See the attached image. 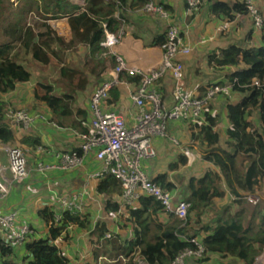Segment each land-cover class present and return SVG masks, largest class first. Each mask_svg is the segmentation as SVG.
Here are the masks:
<instances>
[{"label":"trees","instance_id":"1","mask_svg":"<svg viewBox=\"0 0 264 264\" xmlns=\"http://www.w3.org/2000/svg\"><path fill=\"white\" fill-rule=\"evenodd\" d=\"M79 1H83V6L72 4L69 0H17L16 6L12 7L9 0H0V96L13 91L18 84L29 82L31 78L30 71L19 61L22 59L19 50L23 49L22 44L26 48L31 46V40L24 37L26 24L22 14L33 9L42 17L47 16L45 20H67L70 39L65 42L63 38L56 37L50 45L63 51H75L79 46H86L89 50L84 57L85 67L92 75L98 72L97 79L106 69H114V56L107 55V50L101 46L105 32L115 34L122 30L124 33L129 23V13L141 10L147 0ZM204 3L210 5L209 11L213 17L223 21L232 22L236 16H249L244 0L232 4L224 0H205ZM260 16L264 27V18ZM163 42L164 37H161L152 45L161 46ZM30 49L35 51L37 48L32 44ZM209 64L222 69L242 67L226 77V83L233 84L231 92L241 96L236 104L228 103L225 106L229 124L226 145L229 150L219 146L220 136L214 131L219 118L211 115L206 108L203 112L204 124L198 122L191 126L192 138L203 144L205 161L217 171L208 170L200 178H190L188 181L187 197L180 199L190 204L184 222L172 214H168L169 222H161L159 215L167 213L155 199L141 196L135 209L127 210L133 231L131 239L122 241L118 236L105 239V226L97 224L92 242L95 245V260L104 259L103 264H109L108 260L113 261L112 264H137L135 259L139 257L146 264H171L183 250L196 249L194 243L190 242L192 239L200 243L204 252L202 258L192 259L188 264H208L212 255L255 264L257 257L264 254V203L262 206L255 205L249 211L242 202L244 195H255L260 188L264 192V43L258 48L231 45L209 56ZM77 73L68 65L59 70L60 78L67 80L69 87ZM126 79L135 84L139 82V78ZM253 81L259 82L260 87L251 85ZM86 83V75L82 74L74 88L83 89ZM53 92L52 86L39 83L34 90L35 101L49 109L52 121L57 125L64 126L62 118L66 117L71 120V128L81 134L87 133V129L81 125L87 121V115L72 108L73 95L64 93L59 96ZM109 97L116 102L119 97L116 88L110 89ZM5 111V104L0 100V144L21 150L22 145L39 147V140L31 137H24L19 145L15 144L16 133L5 119ZM254 113L258 115L259 128L251 121ZM73 151L79 152L78 149ZM184 163L185 160L180 159L169 168L173 170ZM150 179L165 191L174 190L166 175ZM97 191L105 195H120L121 189L112 176L106 175L101 178ZM226 192L240 208L231 212V204L216 206L214 214H211L215 200L227 197ZM107 208L114 212L117 204H110L108 200ZM206 213L211 217L204 222L203 215ZM54 215L51 208L38 212V217L47 225L48 235L40 239L28 238L22 245L24 253L19 263L9 262L14 249L7 246L0 236V264H69L54 242L66 234L70 226L88 230L90 222L81 213L65 211L59 222L54 221ZM200 232L206 234L201 240L197 238ZM61 240H68V237Z\"/></svg>","mask_w":264,"mask_h":264},{"label":"crops","instance_id":"2","mask_svg":"<svg viewBox=\"0 0 264 264\" xmlns=\"http://www.w3.org/2000/svg\"><path fill=\"white\" fill-rule=\"evenodd\" d=\"M153 1L157 5L160 4L159 6H162L169 13V19L167 21L160 20L159 18L144 14L140 9L133 13H129V23L124 29L121 42L113 49V53L122 57L128 67L135 68L142 73H148L157 68L162 61L161 47L153 46L152 44L158 38L164 37L167 25L174 24L178 26L181 31L184 45L189 49V53L180 55L177 61L183 75L182 85L185 90L195 97H200L204 89L210 85L227 84V75L242 68H217L209 64V56L213 53L217 54L219 50L226 49L231 45L245 48H258L264 43L263 25L261 28H255L252 19L248 15L236 16L232 22H227L212 16L209 11L210 5L208 3H204L198 12L188 14L185 0ZM224 1L232 4L238 0ZM254 5L264 18V0H256L254 1ZM64 20L66 22L65 27L67 26V28L64 29L62 34L67 35V38L70 39V29L67 20ZM43 27L52 33L54 31L53 26L49 24ZM24 37L29 41L31 40L28 32ZM35 39L31 40V42ZM42 45V53L41 51H37V49L32 51L30 48H26L24 44L21 45L23 46L21 50L25 55H30L31 59L38 65L46 66L52 63L51 61L53 60L59 64L58 69L60 70L63 66L70 63L68 62L70 59L66 60L68 52H63V54L60 55L61 58L58 57V60H56L57 58H55V55L51 52L52 45L46 40L42 41ZM88 50L86 46H79L76 52L77 57L79 56L77 59H84ZM45 51H49V53ZM22 55L24 54L22 53ZM22 65L25 66L24 64ZM81 66L86 75L87 83L83 89H75L72 108L85 112L88 122L91 116L89 108L91 96L100 84L112 79L113 69H106L104 72H101L98 75L99 79H97L96 74L98 72L93 75L90 74L89 70L85 67V61H82ZM30 74L31 78L29 82L18 84L15 86V89L11 91V93L13 92V106H15V100L20 97L22 103H30L28 113L33 117L41 116L42 119L37 118L27 130L13 127L12 129L16 133V145H19L21 139L24 137H31L39 140L40 146H21L24 149L22 150L26 153L29 175L23 182L15 183L12 181L7 170L8 161L3 149V147L7 145L0 144V183L7 189L4 195L1 194L0 191V212L1 214L15 212L18 221L26 222L33 229L34 235L29 238H46L48 235V228L38 217V212L45 208H51L55 215L61 214L63 213V208L61 207L62 200L70 199L73 196H81V214L85 215L89 220V229L79 230L75 226H70L67 233L61 236V238L67 236L68 240H61V238H59L54 244L69 260V264H103L104 259L98 258L95 260L93 257V249L95 247V245L92 244L95 240L93 231L96 225L103 224L105 226V236L110 233L119 236V228L122 226L121 228L125 232L123 236L124 240L131 239L133 231L128 221L129 216L127 210L135 209L137 203L132 207L122 205L121 191L120 195H105L97 191L101 178L96 177V175L101 170V163L95 160L93 154H89V156L85 158L82 167L77 170L63 171L56 168L55 154L78 149L79 133L71 128V120L66 117L62 118L65 122L64 126L57 125L56 122L52 121V114L49 109L43 103L35 101L34 90L36 85L40 82L33 80L35 78L31 72ZM123 78L125 81L114 87L119 93L118 99L116 102H113L109 97L110 99H107L104 110H106L105 112L110 111L119 114L126 123L131 124L133 123L137 110L133 107L129 99V94L136 88L137 84L128 81L126 77ZM28 84L30 86L33 85V87L31 86V89L28 88V90L25 91L26 93L22 92L20 90L21 87L24 85L27 86ZM46 85L52 86L49 84ZM173 88L174 81L170 74H166L163 79L158 82V91L161 101L169 108L173 104ZM63 94L58 95L60 96ZM240 98L241 96L237 93H231L229 97L216 96L206 105V110H208L211 115H215L219 118L217 125L214 127V131L220 136L219 146L223 149L229 150L226 145V131L229 124L226 119L225 106L228 103L236 104L239 102ZM109 101L112 103H109ZM3 102L6 104L5 100H3ZM75 117L76 116H74L73 119ZM251 121L256 128H259L260 123L256 113L251 117ZM170 122L168 129L170 134L165 138H160L161 140L158 138L153 140L155 157L145 160L143 167L145 173L150 178L166 175L167 181L174 187L171 193L175 196V199H181L187 197V187L190 178H200L206 171H217V169L213 167L211 163L205 161L204 147L203 144L200 143V140L192 138V124L178 120ZM204 122L205 119L202 116L199 124H204ZM171 139L178 142V145L172 144ZM186 148H189V153L187 154L183 152V149ZM196 154L199 155L201 159L196 158ZM180 159L185 160V163L170 170L169 167L177 164ZM37 163L52 166L53 169L39 172L36 170ZM182 193H184V195H182ZM226 194L228 198L231 197L227 192ZM232 199L231 197L230 200ZM108 200H110V204H117L116 211L112 212L107 208ZM217 206L220 207L219 205ZM234 211L236 210L231 208V212ZM159 220L163 223L169 222L168 214L159 215ZM205 236V233L200 232L197 238L201 240ZM22 247L21 245L13 250L15 257L19 254V250H21L20 252L22 254L24 253ZM135 261L137 263L141 262L142 264H146L139 257H136ZM189 261L191 260H188V262ZM107 262L109 264L113 263V261L109 260ZM208 264L244 263L235 261L231 258L223 259L218 255H212L210 256Z\"/></svg>","mask_w":264,"mask_h":264},{"label":"built area","instance_id":"3","mask_svg":"<svg viewBox=\"0 0 264 264\" xmlns=\"http://www.w3.org/2000/svg\"><path fill=\"white\" fill-rule=\"evenodd\" d=\"M204 1L185 0L187 13L198 12ZM254 1L256 0H245L244 4L253 26L258 29L262 27L263 22ZM141 11L160 20L167 21L169 19V13L162 6L155 4L153 0H147ZM123 34L122 30L115 34L105 32V40L101 46L107 50V55L114 56L113 77L100 84L91 96L90 120L81 123L88 132L78 134L79 152L56 153V168L63 171L77 170L82 167L85 158L89 154H93L95 160L101 163V170L96 177L103 178L108 175L118 182L121 189L122 205L132 207L141 196L151 197L160 204L164 212L172 214L177 220L184 222L190 204L184 200L175 201V196L171 192L161 189L152 182L142 168V163L155 157L153 140L167 137V122L178 120L195 125L201 120L208 102L216 96L229 97L233 84L210 85L200 97H195L185 90L182 85L181 67L177 61L180 55L188 54L189 49L184 45L180 29L174 24L167 25L164 32V42L160 46L162 50L161 64L148 73L128 67L122 57L113 53V49L121 42ZM166 74H170L174 81L173 104L170 108L162 103L158 91V82ZM122 75L126 78H139L136 88L129 94V99L137 110L132 126H127L119 114L110 111L102 112L100 109L101 102L109 97L110 89L125 81L120 78ZM251 85L260 87L257 81H253ZM262 103L264 105V91L262 92ZM5 118L11 127L23 130L29 129L37 118L42 119L41 116L33 117L24 110H9L5 114ZM171 142L178 145L175 140L171 139ZM188 149H183V152L189 153ZM4 151L8 161L7 170L12 181L23 182L29 175L24 153L17 147L9 146H5ZM195 157L201 159L197 154ZM50 169L53 167L43 163L36 165V170L39 172ZM0 191L1 194H6L5 186L1 183ZM243 199L253 206L259 202L255 195H244ZM61 207L63 212L81 213V196L62 200ZM61 214L54 215L55 222L61 220ZM33 235V229L26 222L18 221L15 212L0 213V236L11 249L23 245ZM105 239H111V235L106 234ZM190 242L194 243L196 249L183 250L171 264H188V260L202 258L203 247L197 240L192 239ZM137 264L142 263L138 262Z\"/></svg>","mask_w":264,"mask_h":264},{"label":"rangeland","instance_id":"4","mask_svg":"<svg viewBox=\"0 0 264 264\" xmlns=\"http://www.w3.org/2000/svg\"><path fill=\"white\" fill-rule=\"evenodd\" d=\"M9 2L12 4V7H15L16 3H17V0H9ZM69 2L72 3V4H76L78 6H83V1L69 0ZM22 16L24 18V23L26 24V26H25V34L28 32L29 36L32 38L31 40L36 38L33 42H31L30 48L32 47V44H35V46L37 48V51H41V53H42V50H43V48H41V47H43L42 41L46 40L49 43H51V41H54L56 37L57 38L58 37L59 38H63L65 40V42L69 40L67 38V35L62 34L64 29L67 28V26L65 27V23L66 22H65L64 19H58V20H49L48 19V20H45V17H47V16L42 17V15L40 13H37L34 9L31 12L30 11L29 12L25 11L22 14ZM46 24H49V25L53 26V30H54L53 33L43 27ZM49 47H50V45H49ZM51 48H52L51 52L55 55V58H57L56 60H58V57L61 58L60 55H62L63 52H68L66 60L70 59L68 61L70 63L67 64V65L70 68H73V69L78 71V73L75 75L74 81L70 84V87L67 84V80L60 78L59 69H58L59 64L56 63L55 61L52 60L51 61L52 63H50L49 65H46V66L38 65L37 63H35V61H33L31 59L30 55H25V53L22 50H19V52H22L24 55L21 54V58L22 59L19 60V61L22 64H24L26 66V68H28L29 71L33 74V76L35 78L33 80L38 81V82L43 83V84L52 85L53 86V91H54L53 93H55V94L67 93V94H72L73 95L74 94V89H75L74 86L77 83V80L80 77H82V74H84L83 68L81 66V63H82V61H84V59H82V58L77 59L79 57V56L77 57V55H76V52H77L78 48L75 51H72V50L63 51V49H61L59 47L55 48L54 46H52ZM45 52L49 53V51H45ZM69 52H71V53H69ZM69 55H70V57H69ZM59 60H61V59H59ZM27 86H29V87H27ZM27 86L24 85L23 87H21L20 90L22 92H25L26 90H28V88L31 89L33 87V85H31L32 86L31 87L29 84ZM70 88H73V90H71ZM18 92L20 93L19 90H18ZM17 97H18V95H17ZM1 98L6 101V104L4 102L5 109H6V111L4 113V117H5V114L9 110H12V111L13 110L14 111L24 110L25 112L28 113V108L30 106V103H28V104H26L24 102L22 103L21 100H20V97L15 100L16 101L15 102V106L16 107L13 106V92L12 93L10 92V93H7L5 95H2ZM2 99H0V100H2ZM106 101L107 100L101 102V104H100V109H101L102 112L106 111V110H104ZM19 102H21V103H19ZM170 123L171 122H167V124H166V133H167V135L170 134V132L168 130ZM127 126H132V123L131 124L127 123ZM158 139H160V138H158ZM3 149H4V147H3ZM22 152L25 155V152L24 151H22ZM25 158H26V155H25ZM143 164H144V162L142 163V168L144 169ZM185 171H186V169H185ZM223 188H224V186H223ZM6 191H7V189H6ZM255 196L258 197V199H259L258 205L262 206L263 203H264V192L261 190V188L258 189V191L255 194ZM176 199H175V201L180 200V199H177V200ZM230 199H231V197H229V198L225 197V198H222V199L215 200V204L216 205L213 207L214 209L211 210V214H214L217 205H219V206H227V205L231 204V206H233L234 210H238L240 207L236 204V201H234V199H232V200H230ZM242 202H244L247 205L249 211L252 210L251 209L252 207H255V206L247 203L244 199H243ZM209 218H210L209 213H206V214L203 215V221L204 222L206 220H208ZM121 227L122 226H120V228H119L120 233H119L118 237L121 240H124L123 236L125 235V232L122 230ZM110 235H111V239H113V237L114 238L117 237L116 235H112L111 233H110ZM20 251L21 250H19V254L16 257H15V253L12 254V256H10L9 262L19 263L20 259H21V256H23V254ZM255 264H264V254H262V255L257 257Z\"/></svg>","mask_w":264,"mask_h":264},{"label":"bare ground","instance_id":"5","mask_svg":"<svg viewBox=\"0 0 264 264\" xmlns=\"http://www.w3.org/2000/svg\"><path fill=\"white\" fill-rule=\"evenodd\" d=\"M160 5V4H159Z\"/></svg>","mask_w":264,"mask_h":264}]
</instances>
